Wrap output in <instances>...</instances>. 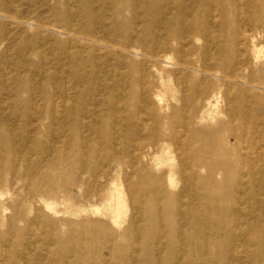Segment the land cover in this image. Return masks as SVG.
<instances>
[{"label":"rangeland","instance_id":"1","mask_svg":"<svg viewBox=\"0 0 264 264\" xmlns=\"http://www.w3.org/2000/svg\"><path fill=\"white\" fill-rule=\"evenodd\" d=\"M0 264H264V0H0Z\"/></svg>","mask_w":264,"mask_h":264}]
</instances>
